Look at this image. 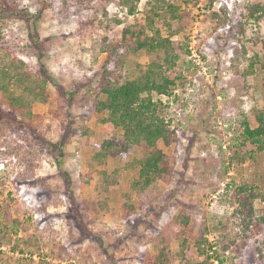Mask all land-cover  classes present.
Returning <instances> with one entry per match:
<instances>
[{
  "label": "rangeland",
  "instance_id": "374dc122",
  "mask_svg": "<svg viewBox=\"0 0 264 264\" xmlns=\"http://www.w3.org/2000/svg\"><path fill=\"white\" fill-rule=\"evenodd\" d=\"M10 1L34 13L42 0ZM47 2L36 26L43 60L53 80L76 96L62 109L48 84V100L26 111L12 108L0 92V264H154L159 252L167 264H179L183 238L192 258L202 259L194 246L202 236L222 264H264V227L254 229L264 204L253 201V225L246 227L238 192L244 183L264 185V154L229 164L226 149L244 121L255 126L254 110L264 109V71L256 64L246 71L254 54L264 60V21L242 17L247 3L264 0L183 6L182 24L173 25L182 29L171 38L189 51L176 71L182 79L170 96H152L167 106L161 115L174 134L169 145H156L168 172L141 195L128 188L138 175L129 164L152 149L142 143L121 150L117 128L108 139L112 147L100 153L107 113L98 103L106 98L99 93L103 76L123 84L155 59L122 38L125 28L141 24L145 0L133 17L119 0ZM28 32L17 18L0 20V58L34 74L38 53ZM66 112L72 131L61 173L48 146L64 132Z\"/></svg>",
  "mask_w": 264,
  "mask_h": 264
},
{
  "label": "trees",
  "instance_id": "16d2710c",
  "mask_svg": "<svg viewBox=\"0 0 264 264\" xmlns=\"http://www.w3.org/2000/svg\"><path fill=\"white\" fill-rule=\"evenodd\" d=\"M141 0H119V5L126 10L128 16H135L138 13V6ZM199 0H145V13L141 24L136 22L135 26H129L122 32L123 40L130 38V44L135 50H143L149 55H154L145 71L138 78L126 81L123 84H115L108 77L103 76L99 83V93L106 96L103 102H99L100 111L107 113V118L103 123L107 125L105 132V142L99 152L107 151L112 147L108 142L113 131L117 128L123 132L124 144L121 150L130 151L131 147L144 144L152 151L143 159L129 164L130 167L138 169L135 179L128 182V188L137 195L154 184L160 177L168 172V163L165 155L157 149V143L162 142L165 146L174 140V134L169 129V124L161 115L165 106L160 100H154L153 94L158 96H170L180 82L182 75L176 73L179 64L183 60V55H187L186 46L178 44L171 38L182 29L173 27L175 23L182 24V8L189 7ZM214 0H209L213 3ZM40 8L34 13L19 7L10 0H0V20L17 18L29 26L28 39L31 49L37 52V70L34 74L25 70L22 62L11 59L3 61L0 58V92L3 93L12 108H27L29 111L31 103L46 102L48 100L47 85L53 86L57 93L60 107L68 109L74 102L76 92L67 91L62 85L57 84L50 74L43 60V43L39 38L36 26L44 11L47 8V0H42ZM224 7L222 11L224 12ZM258 24L264 21V4L247 3L242 11V17ZM116 23H119L115 20ZM221 25H225L226 18L220 20ZM166 30L163 36L160 27ZM264 57V56H263ZM255 60L247 67V73H253L255 64L264 71V60L254 54ZM184 61V60H183ZM256 61V62H255ZM190 64V61L188 62ZM191 65V64H190ZM251 71V72H250ZM66 119H70V114L66 112ZM253 118L255 126L251 127L246 121L242 124V131L235 138V141L228 144L229 164L244 162L246 159H254L256 154H264V109L254 110ZM16 120V118H12ZM62 126L64 132L58 141L49 144V154L53 158L59 172L64 173L65 150L64 147L69 141L71 120ZM21 123V122H20ZM25 127H29L26 124ZM247 144L253 147L247 151ZM98 155V154H97ZM128 165V164H127ZM108 179L107 177L105 180ZM242 195L239 203L241 208L239 213H247L246 227H252L253 201L259 200L264 204V185L242 184L238 190ZM72 201V197H70ZM245 221V220H244ZM264 227V217L254 224V229L260 231ZM180 258L179 264H222L223 260L217 252H211L212 244H208L203 236L194 242V246L201 257V260L193 259L189 244L183 238L179 244ZM211 253V254H210ZM215 254V255H213ZM164 252H159L154 264H167Z\"/></svg>",
  "mask_w": 264,
  "mask_h": 264
}]
</instances>
